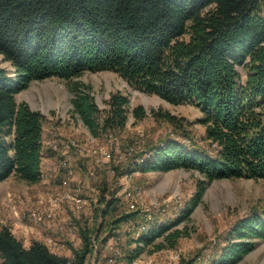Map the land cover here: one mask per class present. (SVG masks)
I'll list each match as a JSON object with an SVG mask.
<instances>
[{"label":"trees","instance_id":"16d2710c","mask_svg":"<svg viewBox=\"0 0 264 264\" xmlns=\"http://www.w3.org/2000/svg\"><path fill=\"white\" fill-rule=\"evenodd\" d=\"M263 4L264 0H0V52L15 67L10 72L0 65V179L16 172L37 181L42 174L45 114L25 99L18 101L16 91L33 78L72 77L102 68L115 69L133 85L172 102L194 103L202 111L198 119L205 124L206 136L216 144L215 152L209 153L178 138H165L150 148L149 156L130 151L132 155L114 163L117 174L131 162L144 171L177 166L200 170L204 177L197 181L186 214L216 177L264 178ZM238 64L247 67L245 82L240 81ZM89 87L74 81L72 103L94 135L122 130L130 112L135 117L147 113L143 103L130 107L129 94L121 90L111 92L106 106H100ZM157 116L179 124L170 110ZM106 188L98 196L106 202L103 211L117 201L106 196ZM136 212L122 211L112 226L131 222ZM143 212L136 225L148 227L129 240L136 244L126 248L128 260L147 244L155 249L175 246L186 232L175 225L183 216L161 222L153 212ZM85 216L77 217L80 242L68 240L72 255L56 252L38 238L27 245L8 224H0V264H85L95 242ZM256 237L264 238V205L239 218L219 252L203 264H235L256 246ZM198 257V252L181 254L174 264H196Z\"/></svg>","mask_w":264,"mask_h":264},{"label":"rangeland","instance_id":"374dc122","mask_svg":"<svg viewBox=\"0 0 264 264\" xmlns=\"http://www.w3.org/2000/svg\"><path fill=\"white\" fill-rule=\"evenodd\" d=\"M0 65L8 68L10 72L15 70L11 61L5 59L1 52ZM237 66L240 71V81L245 82L247 67L244 64ZM74 81L88 83L100 106H106L111 92L121 90L129 94L130 107L143 103L147 113L135 117L130 112L122 130L118 132L109 130L94 135L74 109L72 103L74 91L71 88ZM16 97L18 101L25 99L33 107L44 112L46 128L56 126L57 131L53 132L54 137H51L49 144L57 140V146H61V149L53 150H57L60 154L58 161L63 160L65 153V164L59 165L69 167V172L71 171L69 174L74 173L73 165L74 168L78 167L76 164L72 165L73 152L81 147V143L86 142L87 146H100L93 148V152L101 150L102 158L99 160L96 159L97 157L86 158L85 186L88 189L83 186L84 190L66 183L49 194L37 196L31 193L38 192L39 185L29 183L16 172L0 179V224L4 222L3 220L9 222L13 212L22 219L29 218L28 215L22 214V210L34 206L50 195H52L51 202L56 207L65 203L71 211H80L87 207V210L81 214L87 216L95 238L94 249L87 259L89 264H174L181 254L195 252L199 253L196 264H203L219 252L226 242L230 229L239 218L261 210L264 205L263 177H216L207 183L201 200L186 214L185 209L190 205V199L197 189V181L200 177H204L200 170L177 166L167 170L144 171L139 169L138 162H131L130 165H124L126 167L124 171L117 174L114 163L121 162L127 154H131L128 151L130 144L134 147L132 154L148 155L150 148L156 143L174 137L188 146H195L209 153L215 152L216 144L206 136L205 124L198 119L202 111L192 102H172L158 93L141 89L111 68L86 69L72 77L53 74L43 78H33L26 87L16 91ZM161 110L174 112L179 117V124L156 117V113ZM70 145L74 148L70 149ZM50 147L52 149V146ZM102 147H104L103 151ZM103 186H107L106 196L117 198V201L109 207V211L102 210L106 207V202H100L98 197ZM71 187L79 191L80 199L74 200ZM81 193L88 197L89 202ZM26 194H30V197ZM131 201L133 206L129 205ZM3 204L5 208L1 206ZM144 207L152 208L154 218L161 222L177 220L178 217L183 216L175 225L184 226L186 232L179 236L175 246L155 249L152 244H147L132 260H128L125 250L128 246L136 244L135 241L129 240L148 227L147 223H142L144 221L140 222L142 223L140 227L136 225L144 218L143 211L146 210ZM60 209L63 208L57 210ZM132 209H137V214L131 222L125 220L119 222V225L112 226L117 215L124 210ZM56 213L44 220L54 217ZM44 214L46 213H40L36 207H33L31 217L39 223L44 218ZM77 219L76 217L74 235L80 238ZM111 230L114 233H111ZM64 238L68 243L69 239ZM161 238L162 236L158 237ZM256 238V246L246 252L235 264H264V238ZM115 245L120 249L113 252L112 248Z\"/></svg>","mask_w":264,"mask_h":264},{"label":"crops","instance_id":"0c3cea01","mask_svg":"<svg viewBox=\"0 0 264 264\" xmlns=\"http://www.w3.org/2000/svg\"><path fill=\"white\" fill-rule=\"evenodd\" d=\"M264 7V4H263ZM60 128V126H58ZM49 130V132H47ZM54 131L56 130V126H51L49 128H46L44 125V131H43V154H42V160H41V166H42V172L44 171V175L41 176V178L37 181H28L31 184H38V192H32L31 195H44L51 193L52 191L56 190L60 186H63L66 183L71 184L72 186L76 187L77 189H83V186L87 184L86 182V158H88L90 155L88 154H94V156H101V150L93 152V148L100 147V146H87V143H81V147H78V149L73 152V161L72 165L76 164L74 168L73 165V171L74 173H71V171L68 173L67 168L64 166L59 165L58 158L60 154L57 151L52 150L49 148V141L54 137ZM53 136V137H52ZM52 137V138H51ZM50 150H49V149ZM104 150V147H102V151ZM93 155L90 156V158L93 159ZM72 171V172H73ZM86 187V186H85ZM65 188V187H64ZM73 188V187H71ZM87 188V187H86ZM63 189V188H62ZM88 189V188H87ZM84 190V189H83ZM82 194V193H81ZM84 195V194H82ZM26 196L30 197V194H26ZM51 196L50 195L46 199H42L39 203L35 204L33 207H36L40 213H46L44 214V218L52 216V209H48L51 206H53L51 202ZM85 196V195H84ZM87 199L88 197L85 196ZM15 199V198H13ZM89 202V199H88ZM14 204V203H13ZM12 204V206H13ZM17 204V203H16ZM5 204L1 205L4 207ZM29 207V206H28ZM27 207V208H28ZM5 208V207H4ZM25 208V209H27ZM58 208H63L65 212H69L70 207L65 203L61 206L56 207V211H58ZM63 209H60L56 215L48 220H44L42 223V220L38 223L36 219L33 217L24 218L18 217L14 214V212L11 214V218L9 222H6V220H3L4 222L2 224H8L10 225L12 231H14L19 237L23 238V241L25 244H30L31 241L34 238H38L44 241V239H47V236L49 238H57L58 235H63L69 240H73L74 244H78L80 242V238L75 237V232L73 233L72 229H68L67 222L65 220V212ZM46 211V212H45ZM24 212V210H22ZM33 216V215H31ZM28 217V216H27ZM87 217V216H85ZM83 218V217H82ZM81 218V219H82ZM82 221V220H81ZM67 229V230H66ZM72 233V235H71ZM46 235V236H45ZM60 235V236H61ZM45 236V238H44ZM73 236V237H71ZM76 240V241H75ZM49 247L59 253H63L66 255H72V247L69 245H65L62 241L57 242H46Z\"/></svg>","mask_w":264,"mask_h":264},{"label":"built area","instance_id":"2783aa9c","mask_svg":"<svg viewBox=\"0 0 264 264\" xmlns=\"http://www.w3.org/2000/svg\"><path fill=\"white\" fill-rule=\"evenodd\" d=\"M60 136H62V135H60ZM59 136H57V138H58ZM66 143H68V140L66 139ZM51 146L53 147V148H61V146H57V141H51ZM74 148V146H71L70 145V149H73ZM132 149H134V147L130 144L129 146H128V151L130 152V151H132ZM108 153V151L106 152V154ZM92 155H94V154H92ZM95 157H97L96 159L97 160H99V159H101L102 157L101 156H95ZM59 164L60 163H65V153H63V160H59V162H58ZM67 171H68V173H69V167H67ZM74 200L75 199H80L81 198V196H79V191L76 189V188H74ZM129 205H131V206H133V202L131 201L130 202V204ZM88 206V205H87ZM145 208V207H144ZM48 209H52V215L53 214H55L57 211H56V205H54V206H51L50 208H48ZM146 210H145V212H146V215H147V213H152V208H145ZM87 210V207L85 208V209H83V210H80V211H71V208H70V210H69V212H65V220H66V222H67V224H68V229H72L73 230V233H74V231H75V229H74V225L76 226V222H75V218L76 217H80V216H82V212L83 211H86ZM22 214L24 215V216H27L28 215V217L30 218V216H31V214H33V206H30V207H28L27 209H24V212H22ZM74 214H78V215H74ZM43 221H44V219H42V223H43ZM76 232V231H75ZM48 241H62L65 245H67L68 243L66 242V239L64 238V237H62V236H60V235H58L57 234V238H49L48 236H47V239H45V242H48ZM119 246H114L112 249H113V252L114 251H118L119 250ZM85 264H89V262H88V260H86V262H85Z\"/></svg>","mask_w":264,"mask_h":264},{"label":"bare ground","instance_id":"6f19581e","mask_svg":"<svg viewBox=\"0 0 264 264\" xmlns=\"http://www.w3.org/2000/svg\"><path fill=\"white\" fill-rule=\"evenodd\" d=\"M57 141V140H56ZM54 149H61V148H54ZM60 164H65V163H60ZM73 194H74V188H73ZM74 196V195H73ZM79 196H80V194H79ZM75 200H78V199H75ZM31 215H33V214H31ZM30 218H31V216H30ZM50 242H57V241H50ZM120 249V248H119ZM119 251V250H118Z\"/></svg>","mask_w":264,"mask_h":264}]
</instances>
